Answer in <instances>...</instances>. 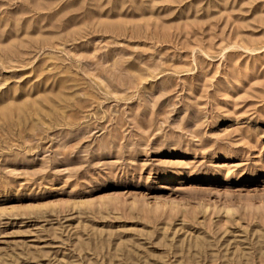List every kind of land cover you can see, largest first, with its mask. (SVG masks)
<instances>
[{
  "label": "rangeland",
  "instance_id": "obj_1",
  "mask_svg": "<svg viewBox=\"0 0 264 264\" xmlns=\"http://www.w3.org/2000/svg\"><path fill=\"white\" fill-rule=\"evenodd\" d=\"M0 264H264V0H0Z\"/></svg>",
  "mask_w": 264,
  "mask_h": 264
}]
</instances>
